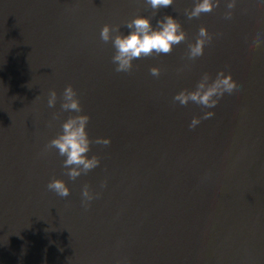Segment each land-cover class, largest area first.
Instances as JSON below:
<instances>
[{
  "label": "water",
  "instance_id": "water-1",
  "mask_svg": "<svg viewBox=\"0 0 264 264\" xmlns=\"http://www.w3.org/2000/svg\"><path fill=\"white\" fill-rule=\"evenodd\" d=\"M196 2L0 0V264H264V0H218L189 20ZM137 15L153 27L172 16L186 40L116 72L101 29L126 35ZM202 26L212 40L190 60ZM220 71L236 94L214 108L174 101ZM69 84L82 113L61 108ZM78 114L100 164L72 180L47 145ZM53 179L67 197L48 189Z\"/></svg>",
  "mask_w": 264,
  "mask_h": 264
},
{
  "label": "clouds",
  "instance_id": "clouds-1",
  "mask_svg": "<svg viewBox=\"0 0 264 264\" xmlns=\"http://www.w3.org/2000/svg\"><path fill=\"white\" fill-rule=\"evenodd\" d=\"M147 3L154 10H159L162 7L172 6L173 0H147ZM218 6V0H197L195 6L191 10L185 9V15L189 20L199 17L202 13H209ZM228 9L235 7V0L228 3ZM232 12L225 14L226 19H231ZM130 31L128 34H122L119 26L105 24L100 32L101 39L107 43L112 41L115 48V54L112 57L113 63L116 65V72H130L133 68V61L142 57L152 55L169 54L174 45L180 44L186 40V33L182 30L181 24L172 16L165 15L157 20L156 27H153L151 19L137 15L125 25ZM113 33H116L113 36ZM212 40V35L206 27H200L198 36L194 43L188 45V59L193 60L200 57L204 53L206 43ZM261 39L257 36L253 40V49L261 46ZM160 68L152 67L150 72L153 76L160 75ZM237 84L232 79L231 74L225 75L220 71L214 80H211L208 73H204L196 85L195 90L184 89L174 96V101L181 105H187L189 102H194L202 105L204 108H214L219 103L220 99L230 97L236 94ZM57 101V93L52 90L48 97V106L54 107ZM62 110L74 111L82 113V107L77 96V92L72 85H68L63 92ZM214 115L211 111L204 112L203 117H193L189 128H195L201 119H208ZM87 114H78L70 116L62 124V132L53 138L47 148L58 150V154L65 157L63 161L66 174L72 180H75L82 173L86 174L90 170L96 168L100 161L96 156L88 157L90 151L89 139L86 131L89 122ZM97 144L109 145L110 138H97ZM48 189L54 191L61 197H67L70 194V189L62 179H53L48 185ZM82 196L85 206L87 202L94 197L90 193L89 188L85 185Z\"/></svg>",
  "mask_w": 264,
  "mask_h": 264
}]
</instances>
